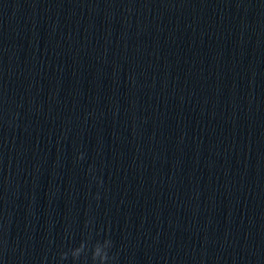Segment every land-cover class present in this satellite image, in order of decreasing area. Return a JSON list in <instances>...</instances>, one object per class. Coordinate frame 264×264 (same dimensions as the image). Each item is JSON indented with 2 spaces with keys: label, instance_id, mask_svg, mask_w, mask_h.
<instances>
[{
  "label": "water",
  "instance_id": "95a60500",
  "mask_svg": "<svg viewBox=\"0 0 264 264\" xmlns=\"http://www.w3.org/2000/svg\"><path fill=\"white\" fill-rule=\"evenodd\" d=\"M0 264H264V0H0Z\"/></svg>",
  "mask_w": 264,
  "mask_h": 264
}]
</instances>
